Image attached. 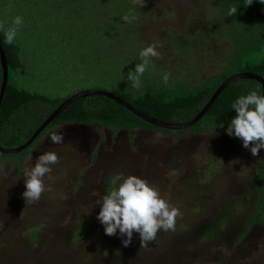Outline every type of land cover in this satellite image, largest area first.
<instances>
[{"label":"rangeland","instance_id":"1","mask_svg":"<svg viewBox=\"0 0 264 264\" xmlns=\"http://www.w3.org/2000/svg\"><path fill=\"white\" fill-rule=\"evenodd\" d=\"M220 1L46 0L52 9L65 6L57 9L60 17L48 12L45 20H35L33 30L46 37L43 41L31 39L33 30L23 26L29 35H20L29 44L44 45L32 51L33 65L18 82L31 91L61 97L84 89L107 90L106 81H111L105 70L114 69L120 80L127 79L141 62L139 48L144 45L157 47L159 56L152 62L170 79H205L220 69L227 49V42L220 46L212 30ZM19 6L7 0L0 10L16 14ZM129 14L135 21H121ZM117 23L122 33L109 36L106 32ZM135 33L144 44L129 39ZM57 35L68 42L56 41L52 49L50 37ZM124 42L136 50L133 60ZM190 45L200 52L210 50L206 64L197 56H185L182 48ZM42 53H47L45 58ZM261 60L263 55L244 63ZM53 131H64L62 144L51 142ZM46 152L57 153L58 163L42 178L45 192L40 199L26 202V173ZM62 156L69 162H61ZM2 157L12 158L0 154V264H264V228L246 227L257 211L260 152L253 156L250 147L227 132H113L75 124L47 131L20 175L17 166ZM118 175L145 179L178 208L182 215L176 218L175 230H159L146 247H141L138 232L127 247L126 235H106L97 215Z\"/></svg>","mask_w":264,"mask_h":264},{"label":"trees","instance_id":"2","mask_svg":"<svg viewBox=\"0 0 264 264\" xmlns=\"http://www.w3.org/2000/svg\"><path fill=\"white\" fill-rule=\"evenodd\" d=\"M13 1L20 4L19 7L21 9H19V13L15 14L11 10L8 12L0 10V46L5 52L8 63V83L0 107V144L5 148H17L24 145L43 122L66 99L73 95L61 97L59 95H47L48 93L42 94L20 86L18 82L19 78L28 74L27 71L32 62L30 59L33 56L31 54L32 51L35 49L41 50L44 45L42 42L29 44L28 38L22 37L20 34L29 35L28 29L33 30L37 26L35 20L39 18L45 20L48 17V12H55L60 17L57 9H63L65 5L58 4L55 9H52V3H46V0ZM6 3L7 0H0V5L4 6ZM232 7H236L238 11L235 15L229 16L228 12ZM215 8L218 13L213 20V34L219 40L218 44L220 46H222L223 41L227 42V49L223 56L224 61L221 63L218 71L210 73L205 79L197 82L188 80L181 83L174 81L173 78H169V83L165 85L162 81V72L152 62V70L149 69L145 72L146 76L144 77L147 80L141 78L142 87L134 89L131 87V81L128 78L120 80L118 72L114 69H106V78L111 82L106 81L108 87L107 90H104L115 94L121 100L151 117L168 123H185L196 117L207 105L216 90L231 75L249 72L264 78V53H262L264 50V4H261L259 0H254L251 5H248L247 0H223L218 2ZM17 14L23 18L24 22L13 44H7L4 42V31L13 26L12 20ZM121 21L126 22L124 19ZM23 26H26L28 29ZM42 28L43 30H47L45 27ZM23 30L27 31L24 32ZM109 30L106 32L109 36H117L119 32L122 33V30L119 29V23L113 25ZM31 34V39L34 40L38 38L40 41H43L46 38L45 36H37L36 32ZM133 37H135L136 45L140 44L139 41L144 44V41L137 38L136 33L129 39L132 40ZM50 38L52 45L50 48L52 49L57 47L56 41H60L61 44L68 42L65 40L66 38L58 37V35L56 37L51 36ZM123 48L128 49V56L133 60L136 50L134 51V48L131 46H126V43ZM144 48L145 45L139 48V52ZM177 48L180 51L178 43ZM30 49L32 50L30 51ZM182 49H184L187 58L197 56L205 64L207 63L208 52L210 50L208 52H200L198 49H195L194 45ZM123 52L121 51L120 53L124 54ZM46 54L42 53V56L45 58ZM262 55L263 60L245 65L244 62L249 57L256 59ZM31 65L33 64L31 63ZM111 71L116 73L114 74L115 76L110 75ZM2 81L3 67L0 55V92ZM109 83L111 84L109 85ZM253 89H258L263 94V85L255 79L244 78L231 83L221 93L202 119L186 130L194 134H222L227 132V126L236 115L235 110L231 107L232 103L240 96L249 94ZM75 124L91 126L99 130L107 129L114 132L140 128L171 132L146 122L111 97L90 95L74 101L65 108L42 132L39 138L57 126ZM184 131L185 129L175 130L178 133ZM35 143L36 141L20 154L0 153L3 156L12 157H2L1 159L7 160L12 165H16L20 175L25 168V159L30 155L31 148ZM256 189L259 212L248 220V226L255 223L264 224V158L258 168Z\"/></svg>","mask_w":264,"mask_h":264},{"label":"clouds","instance_id":"3","mask_svg":"<svg viewBox=\"0 0 264 264\" xmlns=\"http://www.w3.org/2000/svg\"><path fill=\"white\" fill-rule=\"evenodd\" d=\"M253 2L254 0H247L248 5ZM259 2L264 4V0ZM237 11L236 7H232L228 15L233 16ZM123 19L132 23L136 17L129 14ZM23 22L21 16H16L12 20L13 26L4 31L5 43L13 44ZM139 56L141 62L136 64L134 72L128 74V80L134 89L142 87L141 78L149 70L152 58H158L159 53L155 45H150L142 49ZM169 78V73H163L162 81L165 85L169 83ZM231 107L236 115L227 126V134L240 138L244 148L251 145L250 151L253 156L259 155L260 150L264 148V94L258 89H253L249 94L237 98ZM49 138L53 144L64 142L63 132L53 131ZM58 159L55 152L43 153L31 171L26 173L25 191L22 194L26 202H36L40 199L41 194L45 192L42 178L52 171L51 165L58 163ZM97 203L101 201L98 200ZM181 215L180 210L163 199L159 191L145 179L135 175L127 177L118 175L113 180V187L102 197L97 219L104 226L106 235H116L117 231L121 235H126L127 239L123 240L125 247L131 244L134 232L140 234L141 247H146L149 241L156 239L159 230L174 231L176 218Z\"/></svg>","mask_w":264,"mask_h":264},{"label":"water","instance_id":"4","mask_svg":"<svg viewBox=\"0 0 264 264\" xmlns=\"http://www.w3.org/2000/svg\"><path fill=\"white\" fill-rule=\"evenodd\" d=\"M0 55H1V63L3 67V81L1 86V92H0V107L1 103L5 94L6 86L8 83V63L7 58L5 55L4 50L0 46ZM249 78V79H255L259 81L263 85V94H264V78L260 75H256L254 73L249 72H241V73H235L228 77L221 86L216 90V92L213 94L207 105L190 121H187L185 123H168L159 119H156L154 117H151L150 115H147L146 113L138 110L131 104L121 100L119 97H117L115 94L110 93L108 91L102 90V89H87L80 92H77L70 96L68 99H66L44 122L43 124L38 128V130L34 133V135L24 144L17 148H5L0 144V153L3 154H18L27 149L41 134L42 132L51 124V122L65 109L67 108L71 103L74 101L90 96V95H104L107 97H111L112 99L120 102L124 106H126L128 109H130L133 113H135L138 117L142 118L146 122L160 128V129H166V130H183L187 129L194 124H196L198 121L202 119V117L208 112V110L211 108V106L214 104V102L218 99V97L221 95V93L233 82ZM84 126V125H83Z\"/></svg>","mask_w":264,"mask_h":264},{"label":"flooded vegetation","instance_id":"5","mask_svg":"<svg viewBox=\"0 0 264 264\" xmlns=\"http://www.w3.org/2000/svg\"><path fill=\"white\" fill-rule=\"evenodd\" d=\"M62 126H67V125H62ZM61 126H57L56 128H60ZM64 129V131H66V129H65V127L63 128ZM141 129H144V128H141ZM51 130V129H50ZM105 130H107V129H105ZM150 130H156V129H150ZM63 131V132H64ZM108 131H110V130H108ZM157 131H163L164 133H168V134H186V133H189V131H187L186 129H185V131L184 132H182V133H178V132H175V130H169V131H171V132H165L164 130H158L157 129ZM114 132V131H113ZM191 132V131H190ZM192 133V132H191ZM46 134V133H45ZM45 134L42 136V137H38L35 141H36V143L37 142H39L44 136H45ZM204 134H206V133H204ZM218 134V133H217ZM223 134V133H222ZM200 135V134H199ZM102 139V138H101ZM101 139H100V141H101ZM34 141V142H35ZM102 142V141H101ZM36 143L33 145V147L36 145ZM71 144H72V142H71ZM74 145H76V144H74ZM33 147L31 148V151H32V149H33ZM250 148H251V146H250ZM18 154H20V153H18ZM263 158H264V148H262L261 150H260V158H259V164H258V167H257V175H258V168H259V165H260V163H261V161L263 160ZM61 162H64L65 164L66 163H68L69 162V158L67 157V156H62L61 157ZM10 163V162H9ZM11 164V163H10ZM257 175H256V188H257ZM256 192H257V189H256ZM257 202H258V193H257ZM259 212V208L257 207V211L255 212V214L256 213H258ZM254 214V215H255ZM253 215V216H254ZM253 216H251V217H253ZM250 217V218H251ZM249 218V219H250ZM248 219V220H249ZM248 220H247V222H246V227L248 228V229H250L249 231H251V229H253V228H264V224H262V223H255V224H253V225H251V226H248L247 225V223H248Z\"/></svg>","mask_w":264,"mask_h":264}]
</instances>
